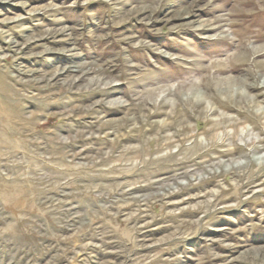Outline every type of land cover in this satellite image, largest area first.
Segmentation results:
<instances>
[{
    "label": "rangeland",
    "instance_id": "1",
    "mask_svg": "<svg viewBox=\"0 0 264 264\" xmlns=\"http://www.w3.org/2000/svg\"><path fill=\"white\" fill-rule=\"evenodd\" d=\"M259 32L264 0H0V264H264Z\"/></svg>",
    "mask_w": 264,
    "mask_h": 264
},
{
    "label": "bare ground",
    "instance_id": "2",
    "mask_svg": "<svg viewBox=\"0 0 264 264\" xmlns=\"http://www.w3.org/2000/svg\"><path fill=\"white\" fill-rule=\"evenodd\" d=\"M183 13H188V12H186V11H181V12H178V13H175L174 14V16H178V15H181V14H183ZM217 18V17H216ZM215 18V20L214 21H202L200 24H199V28H198V30H200V31H203V30H210V29H213V26H214V24L216 25L217 23L219 24V22L222 20V19H220V18H217L216 19ZM189 21V20H188ZM188 23V22H187ZM187 23H185V24H187ZM180 25V24H179ZM208 27V28H207ZM218 28L220 27V26H217ZM253 37L255 38V39H260V38H263L264 37V32H259V33H256V34H254L253 35Z\"/></svg>",
    "mask_w": 264,
    "mask_h": 264
}]
</instances>
